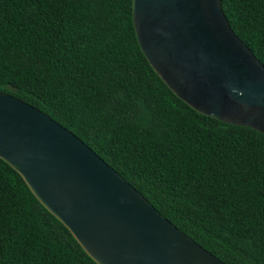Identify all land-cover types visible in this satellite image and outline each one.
Listing matches in <instances>:
<instances>
[{
  "label": "trees",
  "instance_id": "16d2710c",
  "mask_svg": "<svg viewBox=\"0 0 264 264\" xmlns=\"http://www.w3.org/2000/svg\"><path fill=\"white\" fill-rule=\"evenodd\" d=\"M264 65V0H220ZM132 0H0V91L68 128L227 264H264V134L197 112L141 52ZM0 264H97L0 158Z\"/></svg>",
  "mask_w": 264,
  "mask_h": 264
},
{
  "label": "water",
  "instance_id": "95a60500",
  "mask_svg": "<svg viewBox=\"0 0 264 264\" xmlns=\"http://www.w3.org/2000/svg\"><path fill=\"white\" fill-rule=\"evenodd\" d=\"M141 52L197 112L264 134V65L220 0H132ZM0 158L97 264H227L68 128L0 91Z\"/></svg>",
  "mask_w": 264,
  "mask_h": 264
}]
</instances>
